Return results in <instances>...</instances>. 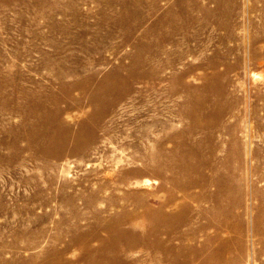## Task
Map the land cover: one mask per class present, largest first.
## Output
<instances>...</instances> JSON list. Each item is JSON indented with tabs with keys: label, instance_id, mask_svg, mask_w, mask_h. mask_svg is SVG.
<instances>
[{
	"label": "rangeland",
	"instance_id": "obj_1",
	"mask_svg": "<svg viewBox=\"0 0 264 264\" xmlns=\"http://www.w3.org/2000/svg\"><path fill=\"white\" fill-rule=\"evenodd\" d=\"M0 264H264V0H0Z\"/></svg>",
	"mask_w": 264,
	"mask_h": 264
},
{
	"label": "bare ground",
	"instance_id": "obj_2",
	"mask_svg": "<svg viewBox=\"0 0 264 264\" xmlns=\"http://www.w3.org/2000/svg\"><path fill=\"white\" fill-rule=\"evenodd\" d=\"M137 65V64H135ZM105 85V84H104ZM108 89V88H107ZM106 96V95H105ZM57 105V104H56ZM32 114L33 115H37L36 117H38L39 113H38V110L37 108H32ZM95 115H97V113H95ZM40 118V117H39ZM44 118V117H43ZM42 118V119H43ZM41 118L37 121L39 125L37 126H40L42 124H44L45 120L43 119L42 120ZM70 136V139L74 141V144H75V148L73 149H70V150H67V154H74L76 151H77V148L80 147V144H82V135L81 133H77L76 135H73L71 136L70 133L64 131H60V130H57V129H54L53 131L49 132V133H41V134H32L31 136H29V139H28V142H32L33 140L34 141H37V144L40 145V144H45L47 147L45 148H42L40 149L45 155H49V156H52V155H59L60 152L59 151H56L55 148L57 147V145L59 146H62V140L68 138ZM40 147V146H39ZM182 157V156H181ZM60 158V157H59ZM182 159V158H181ZM171 169V171H175L177 172L178 174H181V173H186V172H190L192 171L190 167H187L184 165L183 163V159L182 161L180 162L179 165H177L176 167L174 168H169ZM162 209V206L160 205L159 208L156 210V211H160ZM156 211H154L153 209H149V213L150 214H153L155 213ZM150 214L148 215L149 217H152L150 216ZM122 234L120 233H117L115 234V236H113L112 238V242H113V246H112V249H116V245H115V241L116 239L120 238Z\"/></svg>",
	"mask_w": 264,
	"mask_h": 264
}]
</instances>
